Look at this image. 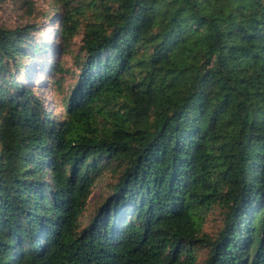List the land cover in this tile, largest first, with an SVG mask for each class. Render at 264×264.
<instances>
[{
	"label": "trees",
	"instance_id": "1",
	"mask_svg": "<svg viewBox=\"0 0 264 264\" xmlns=\"http://www.w3.org/2000/svg\"><path fill=\"white\" fill-rule=\"evenodd\" d=\"M50 1L0 24V264H264V0Z\"/></svg>",
	"mask_w": 264,
	"mask_h": 264
},
{
	"label": "rangeland",
	"instance_id": "2",
	"mask_svg": "<svg viewBox=\"0 0 264 264\" xmlns=\"http://www.w3.org/2000/svg\"><path fill=\"white\" fill-rule=\"evenodd\" d=\"M54 12L53 6L50 0H1L0 1V24L13 27L26 22H37V26L41 30L46 38L50 37L54 30L55 20L52 19V15L47 18L45 15ZM79 35H76L73 39L71 47L73 51H78ZM62 60L64 65L70 66L72 58L68 53L63 54ZM46 76L39 72V69H35L34 84L37 86L36 90L39 93L46 105L55 114H58V108L55 107L54 101L59 96V92L54 91L51 86L48 85L49 81H45ZM45 81V82H43ZM106 176L97 180L92 187L91 194L87 200V209L85 211V219H88L89 213L99 202L100 195L103 191V184ZM218 219L215 215H211L204 224L206 231H211L216 228Z\"/></svg>",
	"mask_w": 264,
	"mask_h": 264
}]
</instances>
